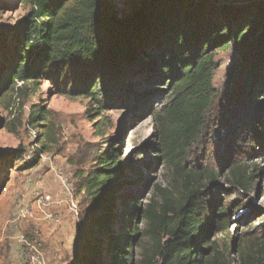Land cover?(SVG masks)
Returning a JSON list of instances; mask_svg holds the SVG:
<instances>
[{
    "label": "trees",
    "instance_id": "trees-1",
    "mask_svg": "<svg viewBox=\"0 0 264 264\" xmlns=\"http://www.w3.org/2000/svg\"><path fill=\"white\" fill-rule=\"evenodd\" d=\"M23 1L24 16L0 35V89L46 80L63 93L94 102L99 115L135 75L149 72L166 89L159 149L180 177L176 201L165 194L161 204L141 207L125 190L127 168L118 140H110L96 166L77 173V189L89 199L91 213L71 264H218L219 252L213 248L211 259L204 248L211 225L229 234L228 222L218 220L226 214L223 206L207 197V184L217 183V173L187 169L184 161L212 127L219 101L231 95L219 100L213 83L219 50L234 47L240 58L231 79V90L239 94L224 112V126L231 124L236 137L242 126H250L249 114L264 96V1L233 7L219 0H133L124 16L113 0ZM126 92L134 100L135 90ZM244 102L247 111L229 122ZM35 111L34 120L44 116L41 106ZM51 119L46 116L38 126L47 127ZM24 152L15 150L6 159L9 166ZM232 171L235 183L249 184L251 174L238 165ZM243 264L257 263L243 258Z\"/></svg>",
    "mask_w": 264,
    "mask_h": 264
},
{
    "label": "rangeland",
    "instance_id": "rangeland-1",
    "mask_svg": "<svg viewBox=\"0 0 264 264\" xmlns=\"http://www.w3.org/2000/svg\"><path fill=\"white\" fill-rule=\"evenodd\" d=\"M113 1L121 15L131 11L133 0ZM219 1V5L243 7L264 0ZM27 10L23 0H0V35L15 27ZM239 59L234 47L217 52L219 67L213 83L219 100L227 93L231 95L219 101L212 127L207 129L201 144L189 150L184 165L204 174L212 169L217 173V183L207 184V197L223 206L226 214L218 220L228 222L229 234L221 235L220 227H209L204 245L211 253L209 257L214 258L215 248L219 252L218 264H243V258L248 263L264 264V96L259 95L258 104L249 114L250 126H242L237 137L231 124L224 126V112L235 106L239 94L231 90ZM148 73L127 81L120 96L114 93L110 97L111 104L102 115L93 108L94 102L63 93L46 80H39L38 84L17 81L0 89V264H24L19 253L23 241L31 243L46 264L73 262L90 220L86 194L78 190V215L70 210L66 215L61 207L55 210L62 214V223L40 218L16 221L18 206L32 203L35 193L58 194L55 166H67L78 186L77 173L95 167L97 155L105 151L110 140H118L127 168L123 179L129 185L125 190L137 196L141 207L161 204L165 194L176 201L180 177L159 149L160 134L165 128L160 110L166 89L164 83L155 82ZM128 88L135 90L132 101L127 99ZM245 103L229 122L239 112L247 111L249 103ZM40 106L45 109L44 116L34 120ZM46 116L52 118V123L38 126ZM20 147L24 148V155L10 167L6 159L12 158ZM36 158L38 163H30ZM235 165L251 174L246 187L235 183ZM211 206L208 213H212ZM138 221L142 229L146 228L144 220ZM144 243L148 245L147 240Z\"/></svg>",
    "mask_w": 264,
    "mask_h": 264
},
{
    "label": "built area",
    "instance_id": "built-area-1",
    "mask_svg": "<svg viewBox=\"0 0 264 264\" xmlns=\"http://www.w3.org/2000/svg\"><path fill=\"white\" fill-rule=\"evenodd\" d=\"M59 185V192L53 195L48 192L35 193L34 200L30 204H20L16 221L40 218L53 223H62V214L55 211L65 206L75 215H78V189L73 177L69 174L65 165L53 167ZM60 208V209H61ZM60 211V210H59ZM20 256L24 264H46L44 257L33 251L31 243L23 241Z\"/></svg>",
    "mask_w": 264,
    "mask_h": 264
},
{
    "label": "crops",
    "instance_id": "crops-1",
    "mask_svg": "<svg viewBox=\"0 0 264 264\" xmlns=\"http://www.w3.org/2000/svg\"><path fill=\"white\" fill-rule=\"evenodd\" d=\"M60 210H61V212L65 213L66 215L67 214L69 215V210L68 209H65L64 207H62Z\"/></svg>",
    "mask_w": 264,
    "mask_h": 264
},
{
    "label": "water",
    "instance_id": "water-1",
    "mask_svg": "<svg viewBox=\"0 0 264 264\" xmlns=\"http://www.w3.org/2000/svg\"><path fill=\"white\" fill-rule=\"evenodd\" d=\"M114 3H115V2H114ZM131 6H132V5H131ZM116 7H117V6H116ZM117 9H118V8H117ZM131 9H132V7H131ZM118 12H119V11H118ZM130 12H131V11H130ZM130 12H129V13H130ZM119 15H120V16H124V15H121L120 13H119ZM235 249H236V247H234V250H235Z\"/></svg>",
    "mask_w": 264,
    "mask_h": 264
}]
</instances>
